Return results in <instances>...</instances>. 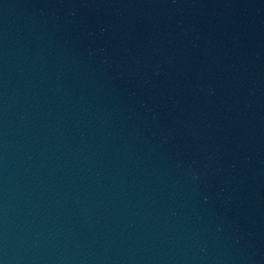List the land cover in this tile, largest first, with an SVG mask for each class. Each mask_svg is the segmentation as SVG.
Instances as JSON below:
<instances>
[{
  "label": "water",
  "instance_id": "obj_1",
  "mask_svg": "<svg viewBox=\"0 0 264 264\" xmlns=\"http://www.w3.org/2000/svg\"><path fill=\"white\" fill-rule=\"evenodd\" d=\"M0 264H264V0H0Z\"/></svg>",
  "mask_w": 264,
  "mask_h": 264
}]
</instances>
